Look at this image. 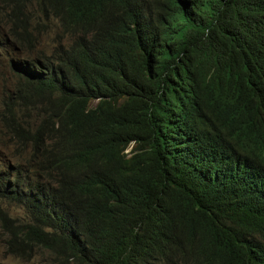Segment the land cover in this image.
Masks as SVG:
<instances>
[{"label":"trees","instance_id":"16d2710c","mask_svg":"<svg viewBox=\"0 0 264 264\" xmlns=\"http://www.w3.org/2000/svg\"><path fill=\"white\" fill-rule=\"evenodd\" d=\"M0 25L30 56L0 108L9 255L264 264V0H0Z\"/></svg>","mask_w":264,"mask_h":264},{"label":"rangeland","instance_id":"374dc122","mask_svg":"<svg viewBox=\"0 0 264 264\" xmlns=\"http://www.w3.org/2000/svg\"><path fill=\"white\" fill-rule=\"evenodd\" d=\"M8 34L9 26L0 25V59L6 61L7 63H12L13 61L21 59V56L25 53V49L16 44ZM43 35L44 34L38 35L40 42L44 43L47 41L49 48L52 49V46H55L54 42H52L50 37L46 39ZM4 70V68L0 67V108L3 98L6 96L5 89H12V86L14 85V82L12 81L14 79V75L7 73ZM12 144L14 143H12L10 137L3 130H1L0 126V178L1 173H6L12 170L11 165L13 163L21 161L20 156L13 154L14 152H21L20 147ZM130 149L131 147H129L127 151ZM0 205H2L13 218H19L21 220L25 218L23 208L17 205H9L1 196ZM50 262L51 258L48 256L47 252L38 253L31 261L9 255L6 252L5 238L2 233V228L0 227V264H50Z\"/></svg>","mask_w":264,"mask_h":264},{"label":"clouds","instance_id":"9594fccd","mask_svg":"<svg viewBox=\"0 0 264 264\" xmlns=\"http://www.w3.org/2000/svg\"><path fill=\"white\" fill-rule=\"evenodd\" d=\"M37 47L39 49H43L42 45H40V44L37 45ZM26 58H30V56L28 54L24 53L21 56V59H19L18 61H13L12 63H7L6 61L0 59V67L4 68L5 69L4 71H6L7 73H11V74L15 75V73H14V72H16V64L15 63L23 62V60Z\"/></svg>","mask_w":264,"mask_h":264},{"label":"bare ground","instance_id":"6f19581e","mask_svg":"<svg viewBox=\"0 0 264 264\" xmlns=\"http://www.w3.org/2000/svg\"><path fill=\"white\" fill-rule=\"evenodd\" d=\"M3 17V16H2ZM10 35V34H9ZM10 44V43H9ZM16 143V142H15ZM12 145H14V144H12ZM16 145V144H15Z\"/></svg>","mask_w":264,"mask_h":264}]
</instances>
